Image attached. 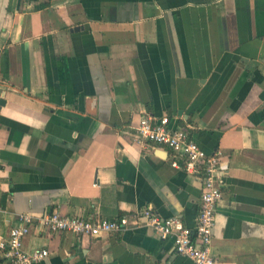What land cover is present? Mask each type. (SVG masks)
<instances>
[{
	"label": "crops",
	"instance_id": "1",
	"mask_svg": "<svg viewBox=\"0 0 264 264\" xmlns=\"http://www.w3.org/2000/svg\"><path fill=\"white\" fill-rule=\"evenodd\" d=\"M145 113L223 155L215 264H264V0H0V235L53 211L192 227L201 183L133 141ZM23 247L48 251L35 264H194L143 223L93 241L33 226Z\"/></svg>",
	"mask_w": 264,
	"mask_h": 264
},
{
	"label": "built area",
	"instance_id": "2",
	"mask_svg": "<svg viewBox=\"0 0 264 264\" xmlns=\"http://www.w3.org/2000/svg\"><path fill=\"white\" fill-rule=\"evenodd\" d=\"M133 141L144 149L168 148L171 152L170 165L194 175L200 181L199 209L192 227L184 225L180 218H161L149 208L113 220L82 218L56 211L40 216L23 213L17 216L16 225L6 236L0 235V260L6 264H35L47 259L49 253L46 249L26 251L23 247V240L33 226L49 234L71 233L93 241L143 223L161 240L171 239L178 255L194 264H215L216 259L211 253L212 229L227 175L222 153H205L192 141L189 127H173L168 117L156 118L148 113L143 114L134 128Z\"/></svg>",
	"mask_w": 264,
	"mask_h": 264
}]
</instances>
